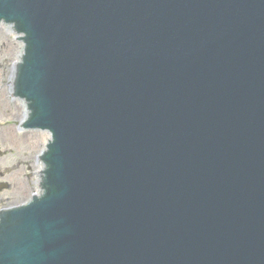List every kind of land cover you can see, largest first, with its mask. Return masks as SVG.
I'll list each match as a JSON object with an SVG mask.
<instances>
[{
    "label": "water",
    "instance_id": "obj_1",
    "mask_svg": "<svg viewBox=\"0 0 264 264\" xmlns=\"http://www.w3.org/2000/svg\"><path fill=\"white\" fill-rule=\"evenodd\" d=\"M43 193L0 264H264V0H0ZM39 173L41 172L38 171Z\"/></svg>",
    "mask_w": 264,
    "mask_h": 264
},
{
    "label": "rangeland",
    "instance_id": "obj_2",
    "mask_svg": "<svg viewBox=\"0 0 264 264\" xmlns=\"http://www.w3.org/2000/svg\"><path fill=\"white\" fill-rule=\"evenodd\" d=\"M19 49L15 35L0 24V182L9 183L0 190V208L20 203L31 193L35 155L42 146L41 133L20 126L23 107L9 91L11 66Z\"/></svg>",
    "mask_w": 264,
    "mask_h": 264
},
{
    "label": "bare ground",
    "instance_id": "obj_3",
    "mask_svg": "<svg viewBox=\"0 0 264 264\" xmlns=\"http://www.w3.org/2000/svg\"><path fill=\"white\" fill-rule=\"evenodd\" d=\"M21 44V43H20ZM21 46H22V44H21ZM49 137V135L47 134V133H43V138L41 139L42 141L43 140H45V139H47ZM41 168H42V164L39 162V161H37L36 162V166H35V176H34V178L32 179V181L30 182V184H33V186H34V188L35 189H37V190H39V186H38V184H39V172L38 171H40L41 170ZM34 188L32 189V191L34 190ZM31 191V192H32ZM30 195H31V193H29L25 198H24V200L25 199H28L29 197H30Z\"/></svg>",
    "mask_w": 264,
    "mask_h": 264
}]
</instances>
